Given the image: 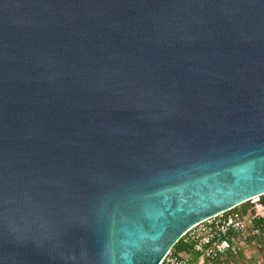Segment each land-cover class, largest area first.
Listing matches in <instances>:
<instances>
[{"label":"water","instance_id":"obj_1","mask_svg":"<svg viewBox=\"0 0 264 264\" xmlns=\"http://www.w3.org/2000/svg\"><path fill=\"white\" fill-rule=\"evenodd\" d=\"M264 195V0H0V264H158Z\"/></svg>","mask_w":264,"mask_h":264},{"label":"built area","instance_id":"obj_2","mask_svg":"<svg viewBox=\"0 0 264 264\" xmlns=\"http://www.w3.org/2000/svg\"><path fill=\"white\" fill-rule=\"evenodd\" d=\"M258 198H255L256 203ZM256 208L264 209L258 203ZM257 217H261L258 211L244 216L231 209L194 225L186 234L193 240L195 253L201 258L215 260L235 252L249 237L259 235L258 229L252 226V220ZM189 257L188 253H174L171 248L158 264H188Z\"/></svg>","mask_w":264,"mask_h":264},{"label":"trees","instance_id":"obj_3","mask_svg":"<svg viewBox=\"0 0 264 264\" xmlns=\"http://www.w3.org/2000/svg\"><path fill=\"white\" fill-rule=\"evenodd\" d=\"M246 203L248 204V202H245V203L239 205V207L246 204ZM258 205L264 207V195L260 196L258 198ZM233 211H237L244 216H247V215L252 216L255 214L256 208H255V210H253V208L246 210V208L245 209H238L237 207H235L233 209ZM252 226L258 229V231H259L258 236L249 237L248 239L245 240V244L243 246H241L240 248H238L235 252H230V253L222 256V257H219L215 260H212V263L213 264H227L228 261H230L231 259H234L237 256H241L243 251L247 247V244L251 240H256L259 242L260 245H264V216L254 218L252 220ZM192 248H193V240L190 238L189 234H185L172 247V251L174 253H182V252L188 253L191 256L190 260L192 259V263H195V262L197 263V260L200 258V256H199V254L195 253L192 250Z\"/></svg>","mask_w":264,"mask_h":264},{"label":"rangeland","instance_id":"obj_4","mask_svg":"<svg viewBox=\"0 0 264 264\" xmlns=\"http://www.w3.org/2000/svg\"><path fill=\"white\" fill-rule=\"evenodd\" d=\"M257 203L255 202V199H253L248 201V204L246 203L240 207L237 206V208H246V210L253 208V210H255V206H257ZM256 211H258L261 216H264V209L256 208ZM190 258L191 256L189 257L188 264H213L212 260H206L205 258L201 257L197 260V263H192V259L190 260ZM227 264H264V245H260L259 242L256 240H251L247 244V247L243 251L242 255L231 259L230 261H228Z\"/></svg>","mask_w":264,"mask_h":264}]
</instances>
